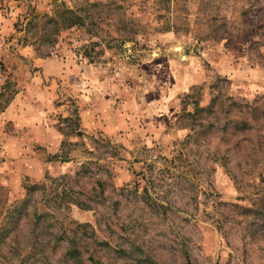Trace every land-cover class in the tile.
<instances>
[{"label":"rangeland","instance_id":"obj_1","mask_svg":"<svg viewBox=\"0 0 264 264\" xmlns=\"http://www.w3.org/2000/svg\"><path fill=\"white\" fill-rule=\"evenodd\" d=\"M11 105L0 264H264V0H0Z\"/></svg>","mask_w":264,"mask_h":264},{"label":"trees","instance_id":"obj_2","mask_svg":"<svg viewBox=\"0 0 264 264\" xmlns=\"http://www.w3.org/2000/svg\"><path fill=\"white\" fill-rule=\"evenodd\" d=\"M57 7V9H62L61 11H60V18L61 19H63V21H64V23H62L61 21H59V19L58 20H55L56 21V23L57 24H59V25H63V26H61L62 28L63 27H65V28H67V29H69V28H71V26H73L72 24H67V22H65V21H68L67 19H66V15L69 13V14H72V12L71 11H69V10H67V8L65 7V4H62V5H57L56 6ZM62 23V24H61ZM4 108H6V106L4 107ZM0 112H2V110L0 111ZM76 253H78L79 254V252H76Z\"/></svg>","mask_w":264,"mask_h":264},{"label":"crops","instance_id":"obj_3","mask_svg":"<svg viewBox=\"0 0 264 264\" xmlns=\"http://www.w3.org/2000/svg\"><path fill=\"white\" fill-rule=\"evenodd\" d=\"M16 107V106H15ZM15 111L14 105H11L9 107H6V109L4 111L1 112V116L0 119H7V120H11L13 119L11 117V113H13ZM30 133H33L32 131ZM35 139V138H34Z\"/></svg>","mask_w":264,"mask_h":264}]
</instances>
